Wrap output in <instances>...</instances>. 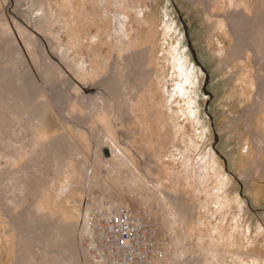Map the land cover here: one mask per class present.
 <instances>
[{"label":"rangeland","instance_id":"obj_1","mask_svg":"<svg viewBox=\"0 0 264 264\" xmlns=\"http://www.w3.org/2000/svg\"><path fill=\"white\" fill-rule=\"evenodd\" d=\"M43 17L52 25L44 32L38 28ZM8 24L27 61L21 77L34 95L30 103L22 101L20 87L0 84V104H12L6 108L9 120L0 115V135L12 123L39 153L49 144L53 156L45 161L41 152L40 162L29 166L22 142L14 148L16 157L0 155V264L70 263L54 251L66 239L54 224L68 220L53 217L50 194L62 178L73 209L82 161L69 144H86L94 155L97 140L111 165L123 160L147 180L157 208L143 209L142 216L156 226L165 249L158 264H174L177 257L186 264H264V0H0L1 29ZM19 24L45 43L44 61L32 55ZM46 61H55V75H44ZM38 79L44 87L37 88ZM87 98L91 104L102 98V109L86 113L78 104ZM113 149L121 158L112 157ZM0 150L6 149L0 144ZM65 163L71 171L61 175ZM190 169L202 178L195 173L190 183ZM167 170L182 176L168 178ZM107 171L102 167L100 173ZM21 178L28 181L26 191L7 199L8 182L23 183ZM40 184L39 225L30 216ZM93 186L96 194L85 197L81 211L94 198L106 197L107 203L125 192ZM48 238L51 248L43 243Z\"/></svg>","mask_w":264,"mask_h":264},{"label":"bare ground","instance_id":"obj_2","mask_svg":"<svg viewBox=\"0 0 264 264\" xmlns=\"http://www.w3.org/2000/svg\"><path fill=\"white\" fill-rule=\"evenodd\" d=\"M22 1V0H20ZM21 4V2H19ZM18 3V4H19ZM41 4V2H40ZM36 6L38 7L39 5L36 4ZM34 8V6H33ZM35 9H37L35 7ZM41 10V9H40ZM46 12V11H45ZM29 14V13H28ZM46 14V13H45ZM44 18V17H43ZM47 19L44 20L42 19L41 21H38V28L44 32V30L46 31V29H49L52 25H49L48 23H46ZM18 29L19 32L21 33V36L23 37V39L25 40V42L28 44V48H33L31 50L32 55L36 58H40V60L44 61V57H43V52L47 49H45V43L43 42H39L38 37L36 34L31 33L28 28H25L23 25H18ZM53 30V29H52ZM119 33V30H117ZM116 33V32H115ZM52 34V33H51ZM116 34H113V36ZM118 36V35H117ZM119 37V36H118ZM122 37V36H121ZM121 39V38H120ZM121 41V40H120ZM15 43H19V39L17 37V33L16 30L14 29V27L11 24H8L7 26L0 27V45L1 46H7L4 50H0V72H2V76L0 75V84L1 83H5L8 84L9 86L12 87H17L22 91V101H26V102H31L32 100V92L30 91V88H28L27 83H26V79L22 78L21 75L23 76V74H26V64L27 61H25V55H24V51L23 48L20 44L16 45L17 47H15ZM122 43V42H121ZM116 47V46H115ZM126 47V46H125ZM124 47V49H126ZM9 48H14V51L9 55L7 54L9 51ZM74 48V47H73ZM123 49V48H121ZM123 49V50H124ZM69 50V49H68ZM75 53V52H74ZM71 55V54H70ZM83 56V55H82ZM78 60V59H77ZM84 61V60H83ZM52 62V61H51ZM50 61H46L44 64V67H46V71L44 73V75L48 74V72H51V74L55 75V69L57 67V65L54 63H51ZM85 64V63H83ZM51 65V66H50ZM88 65V64H87ZM48 66V67H47ZM79 67V66H78ZM87 67V66H86ZM85 67V69H86ZM28 68V67H27ZM61 68V67H60ZM89 68V65H88ZM120 68V67H118ZM117 68V69H118ZM63 69V68H62ZM90 69V68H89ZM88 69V70H89ZM83 70V69H82ZM62 71V70H60ZM65 72V70H63ZM119 72V71H118ZM30 73V72H29ZM28 73V74H29ZM27 74V75H28ZM51 74H48L49 76H51ZM26 75V76H27ZM69 76V75H68ZM30 77V75H29ZM44 77V76H43ZM83 78V76H82ZM90 78V77H89ZM68 79V78H67ZM65 81H67L65 79ZM91 81V80H90ZM42 82V81H41ZM36 83V82H35ZM38 86L42 87L43 85L40 83V80L38 79L37 81ZM65 83V82H64ZM34 84V83H33ZM67 84V83H66ZM2 85V84H1ZM7 85V87L9 88V86ZM29 85V82H28ZM2 87V86H1ZM6 87V88H7ZM44 87V86H43ZM5 88V87H3ZM5 88V91H6ZM1 90V89H0ZM10 90V89H9ZM46 90V89H45ZM4 91V90H1ZM0 91V92H1ZM8 91V90H7ZM6 91V92H7ZM13 91V90H12ZM17 91V90H16ZM15 91V92H16ZM32 91H35L32 90ZM49 93L51 94V91L48 90ZM5 92V93H6ZM58 92V91H57ZM43 93L45 95L47 91L45 92L43 90ZM2 94V93H1ZM15 94V93H13ZM36 94V93H35ZM41 94V99L42 98V93ZM7 95V94H6ZM9 95V93H8ZM12 95V94H11ZM37 95V94H36ZM14 96V95H13ZM51 96V99H53L54 95L51 94L49 95V97ZM7 97V96H6ZM15 97V96H14ZM2 97V95L0 96V99ZM35 99V97H33ZM11 99V98H10ZM9 100V98H8ZM61 100V99H60ZM79 100V99H78ZM20 101V100H19ZM34 101V100H33ZM46 101V100H45ZM71 101V100H70ZM95 102H93V104H91L90 100L87 98V100L83 99L81 102H79L80 107L84 110L87 111H95L96 109L98 111H100V109H102L101 105H98L99 103H102V98H100L99 100H95ZM36 102V101H35ZM40 102V101H38ZM43 102V101H42ZM21 104H23V102H20ZM73 103V102H72ZM75 103V102H74ZM74 103L72 105H74ZM18 104V102H17ZM32 104V103H31ZM40 104V103H39ZM39 104L37 105L39 107ZM10 102L5 101L4 104H0V115H5L8 117L6 112V108L10 107ZM14 105V104H13ZM20 105V104H18ZM22 106V105H21ZM24 106V105H23ZM30 106V105H29ZM44 106V105H43ZM19 107V106H18ZM28 107V106H27ZM12 108V107H11ZM10 108V109H11ZM20 108V107H19ZM23 108V107H21ZM33 108V107H32ZM28 109V108H27ZM31 109V108H30ZM17 110V109H16ZM19 110V109H18ZM17 110V111H18ZM38 110V109H35ZM13 111V110H12ZM28 111V110H27ZM33 111V109H32ZM31 111V112H32ZM10 112V110H9ZM29 112V111H28ZM89 113V112H88ZM15 114V113H12ZM19 114V113H18ZM24 114V112H23ZM26 114V113H25ZM20 115V114H19ZM22 115V114H21ZM39 115V114H38ZM88 115V114H87ZM12 116V115H10ZM14 116V115H13ZM23 116V115H22ZM10 118L8 117V120ZM22 119V118H21ZM32 119V118H31ZM13 120L16 119H11V121L13 122ZM17 121V120H16ZM15 121V123H17ZM20 121V120H19ZM38 121V120H37ZM72 122V121H71ZM14 123V122H13ZM22 123V121H21ZM74 124V123H73ZM179 124V123H178ZM16 125V124H15ZM25 125V124H24ZM23 125V126H24ZM167 125V124H166ZM72 126V124H71ZM76 126V125H75ZM22 127V126H21ZM28 127V126H26ZM175 127V126H174ZM16 128H18L17 126L12 125L11 123V128L9 130V132L6 135H0V144L4 146V148L6 149L5 151L0 150V155H3L5 157H10V158H14L16 157L17 154V150L15 151L14 148L15 146H17V144L20 142H22V144H24L25 148L27 149V151L25 152V154L23 155L24 157H26L27 160V164L30 166L31 163H33L35 166L36 164H38L39 158H38V154H40L41 152L43 153L41 156L44 157L45 161H52V151H50V145L47 144L46 146H44L46 149L44 150H39L37 148L36 144H33L32 141L30 140L29 137H27L25 134V136H21L18 135V133H16ZM33 128V127H32ZM76 128V127H75ZM108 128V127H107ZM176 128V127H175ZM27 129V128H25ZM65 129V128H64ZM70 129V128H69ZM72 129V128H71ZM104 129V128H103ZM20 130V128H19ZM33 130V129H32ZM74 130V129H73ZM76 130V129H75ZM78 131L83 132L82 129H77ZM66 132H68L67 130H64ZM71 131V130H70ZM68 132V135L71 137L72 133ZM111 131V130H110ZM13 132H15L16 134H14ZM23 132V131H21ZM20 132V134H21ZM29 132V131H28ZM65 132V133H66ZM106 132V131H105ZM30 134V133H29ZM107 134V133H106ZM110 133L108 132V136L109 138H111V136L109 135ZM112 134V133H111ZM15 135V136H14ZM30 136V135H28ZM99 137V136H98ZM61 139L64 140V135L60 136ZM72 139V138H71ZM70 139V140H71ZM112 139V138H111ZM114 139V138H113ZM112 139L113 143H116L114 140ZM21 140V141H20ZM77 140V139H76ZM62 141V140H61ZM66 142L69 140H65ZM98 145H94L96 146L95 149V154L92 155L91 154V150L89 149V147H86L85 145H82L78 142H76L74 145L71 146V144H69V149H76L78 151V157L77 160H81L82 163L80 164V168L79 171H77V178L78 181L76 184L80 185V190L78 191L77 189V185H75L76 187H74L75 190V194L72 195L71 198L72 201L71 203L74 204V206H72L73 209L70 208V206H68V201L65 200V196L67 193V189L66 188V184L64 183V180L58 179L57 183L58 186L57 188H55V190L51 191V196H50V203H51V213L53 215L54 218H56L57 220H63V218H65V220L67 219L68 222H58L55 223L54 226H56V224H59L60 226L58 228H53L55 230H59L62 235L66 236V239H64L63 241H61L58 245V249L54 250L57 251V255H61L63 257V260L69 261L70 263L67 264H104L102 262V258L97 254V252L99 251L98 249V243L97 240L95 239L96 237V225L98 223V214H101L106 217L109 213H112L115 210H119L121 208H125L128 209L133 215L135 216H140V214L137 213V211L140 209H138V207H141V211L143 209H148L151 210L152 213L155 212L156 210V206H155V199L153 197H151L148 192L147 188V180H145L143 177L139 176L137 173H135V171L133 170V168L129 167V164L123 160L120 165L113 163L111 165V159H109L107 157V154L105 152V145L103 146L102 141L97 140ZM50 143V142H49ZM62 143V142H61ZM74 143V142H73ZM38 144V143H37ZM67 144V143H66ZM64 145V144H63ZM92 145V143L90 144ZM117 146V143L115 144ZM111 148H113V144L111 146H109ZM116 148L119 149V151L123 152V149H121L119 146H117ZM16 149V148H15ZM18 149V148H17ZM107 149V148H106ZM63 150V149H62ZM76 151V153H77ZM58 152V151H57ZM56 153V152H55ZM112 153V157L113 156H118V158L120 157V155H118L117 151H115L114 149L111 151ZM126 153V152H125ZM184 157L182 158L183 160H186L189 155L187 153L182 152ZM58 154V153H57ZM60 155V154H59ZM63 155V154H62ZM61 155V157H62ZM73 155V154H72ZM77 155V154H76ZM126 155V154H125ZM70 156V155H69ZM60 157V156H59ZM93 157V158H92ZM18 158V157H17ZM20 158V157H19ZM18 158V161H19ZM72 158V157H71ZM121 158V157H120ZM42 159V158H41ZM58 159V158H57ZM63 159V158H62ZM61 159V160H62ZM88 161V162H84ZM190 159V157H189ZM59 160V159H58ZM66 160V159H65ZM196 160V159H195ZM44 161V160H43ZM79 161V162H81ZM99 161L102 162V166H99ZM188 161V159H187ZM186 161V162H187ZM193 161V160H192ZM21 162V161H20ZM54 162V161H53ZM185 162V163H186ZM191 162V159L189 161V163ZM47 163V162H46ZM92 163V165H91ZM123 163V164H122ZM71 164V165H70ZM70 166H74L73 162H70ZM188 164V163H187ZM187 164L185 166H187ZM197 164V163H196ZM195 164V166H196ZM49 165V164H48ZM59 165V164H58ZM65 169H63V171L65 172L64 174L62 173L61 175H65V174H70L69 170L70 168H66L68 167L65 163ZM122 165L124 167V169L122 168ZM193 165V163H192ZM40 166V165H39ZM52 166V165H51ZM75 166H77V164H75ZM74 166V167H75ZM190 166V165H189ZM200 166V165H199ZM32 167V166H31ZM73 167V168H74ZM102 167L107 168L108 171L105 174H101L100 171L102 169ZM198 168V165L196 166ZM194 167V168H196ZM37 168V167H36ZM48 168V167H46ZM45 168V169H46ZM76 168V167H75ZM196 168V170H197ZM200 168H202L200 166ZM40 169V168H39ZM50 169V168H49ZM52 169V168H51ZM54 169V168H53ZM192 169V168H191ZM190 169V171H191ZM98 171L101 175H97V174H92V171ZM193 170V169H192ZM38 171V170H37ZM71 171V170H70ZM173 170H167V174L168 178H174V177H181L182 175H176L172 173ZM198 171V170H197ZM51 172V171H50ZM73 172V171H72ZM185 172V171H184ZM79 173V174H78ZM191 175V177H189V182L192 183L193 179H195L193 176L195 175V173L202 178V174L191 171L188 172ZM2 174V173H1ZM41 174V173H40ZM74 173H71V175H73ZM54 175V174H53ZM90 175V176H89ZM32 177V175H30ZM38 176V175H37ZM55 176V175H54ZM74 176V175H73ZM2 177V176H1ZM39 177V176H38ZM63 177V176H62ZM68 178V177H66ZM74 178V177H73ZM101 180L99 181L98 179ZM23 179V178H21ZM34 179V178H32ZM20 179H13V181H9L8 184L6 185L5 189L3 190V194H7L10 196V198L6 197L7 199H11L13 196H15L17 194L18 191H26L27 189V184L28 181H26V179L24 178V182L23 183H19ZM46 180V179H45ZM26 181V182H25ZM51 181V180H50ZM173 181V180H172ZM201 181V180H200ZM194 182V181H193ZM44 184V183H43ZM43 184H40L37 188V199L35 201L32 202V213H31V221L30 222H38V224L40 225V222H43V218L41 217V212L44 209V206L42 205V201L40 199L42 192H41V187L44 188ZM199 184V183H198ZM42 185V186H41ZM68 185H70L71 187V183L69 182L68 179ZM95 185L97 187V191L98 188L99 189H103V188H107V189H125V192L119 191V196H117V199H114V201L110 200L107 203H105V201H107L105 198L106 197H99V198H94L92 199V201L89 203L90 205H88L87 208H85L83 211L80 210V207L85 205L84 203V199L85 197L90 196V192L92 194H96V188H93ZM193 185V184H192ZM202 185V184H201ZM46 186V185H45ZM203 187V186H202ZM53 189V188H52ZM128 189H130L129 191H131V193H137V201L134 200L133 198H131L129 195H127L128 193ZM195 189V188H194ZM50 190V189H49ZM109 191V190H108ZM124 191V190H123ZM48 192V191H47ZM116 192V190L114 191ZM61 193V194H60ZM130 193V194H131ZM21 194V193H20ZM17 196V195H16ZM18 197V196H17ZM44 197V196H43ZM116 198V197H115ZM1 199V198H0ZM6 199V200H7ZM48 199V198H47ZM3 200V199H1ZM14 200V199H13ZM45 200V199H44ZM140 200V201H139ZM9 201V200H8ZM16 202V200H15ZM45 203V202H44ZM87 203V202H86ZM157 203V202H156ZM13 204V203H10ZM16 204V203H15ZM48 204V203H47ZM46 204V205H47ZM122 204V205H121ZM112 205V206H111ZM7 206V205H6ZM95 208H97L98 210L92 212V210ZM106 206H111L110 208ZM5 207V206H4ZM49 207V206H48ZM133 207V208H132ZM7 208V207H6ZM11 208V207H9ZM79 208V209H78ZM12 209V208H11ZM14 209V208H13ZM50 209V207H49ZM46 210V209H45ZM100 210V211H99ZM48 212V211H47ZM50 212V211H49ZM148 215H150L148 212H146ZM92 214V216H91ZM51 215V217H52ZM151 216V215H150ZM16 220V219H15ZM47 220V219H46ZM51 220V218H50ZM47 222V221H46ZM49 223V222H48ZM50 226V225H49ZM48 226V227H49ZM53 226V225H52ZM47 227V226H46ZM45 227V228H46ZM44 233V231H43ZM44 235V234H43ZM42 237V236H41ZM205 236L202 237V239ZM46 238V237H45ZM206 241V240H205ZM52 241L50 240V238H48L47 240H44V245L46 247H50L53 246ZM203 242V241H202ZM42 243V244H43ZM206 243V242H205ZM39 246V244H38ZM180 246V245H179ZM44 247V246H42ZM73 251V252H72ZM187 251V250H186ZM53 252V251H51ZM71 252V253H69ZM88 252H90L94 258V260L92 258H87L86 256L89 255ZM182 252V251H181ZM185 252V251H184ZM74 253V254H73ZM179 253V252H178ZM69 254V255H68ZM165 255V249L163 251L162 256L155 262V264H158L159 261L163 258V256ZM180 255V253H179ZM182 255V254H181ZM180 255V257H181ZM178 256V254H177ZM176 256V257H177ZM178 258L177 257L174 260V264H186V262L182 263L180 262L181 259H179L178 262ZM182 258V257H181ZM184 258V257H183ZM82 260V262H81ZM209 260V258L207 257L206 261ZM96 261V262H95ZM212 264H215L214 261H212Z\"/></svg>","mask_w":264,"mask_h":264},{"label":"built area","instance_id":"obj_3","mask_svg":"<svg viewBox=\"0 0 264 264\" xmlns=\"http://www.w3.org/2000/svg\"><path fill=\"white\" fill-rule=\"evenodd\" d=\"M121 208L106 217L98 214L97 254L104 264H155L163 254L156 226L142 216Z\"/></svg>","mask_w":264,"mask_h":264}]
</instances>
